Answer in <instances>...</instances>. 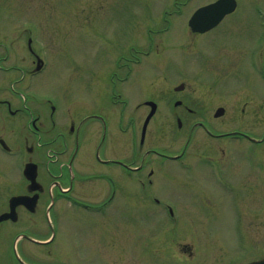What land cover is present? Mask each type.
Here are the masks:
<instances>
[{
	"label": "rangeland",
	"instance_id": "rangeland-1",
	"mask_svg": "<svg viewBox=\"0 0 264 264\" xmlns=\"http://www.w3.org/2000/svg\"><path fill=\"white\" fill-rule=\"evenodd\" d=\"M207 1L211 0H0V38L11 29L31 27L45 35L52 49L50 65L32 82L33 89L40 98H64L71 114L97 110L108 116L116 134L107 154L112 149L114 157L123 158L132 155L134 148L143 154L151 147L178 152L188 140L187 165L169 167L166 172L173 173L172 177L155 176L148 195L130 191L138 184L119 173L113 224L108 223L111 208L104 216L86 211L83 223L79 210H69L66 221L56 228L55 261L66 257L67 264H173V255L183 246L195 252L191 264H246L264 258V146L215 148L201 130L188 139L189 126L183 124L176 133L175 122L170 126L167 117L157 112L140 148L147 110L136 105L157 99L165 86L159 64L151 67L153 60L160 63V56L143 59V65L124 86L130 111L121 126H114L117 112L111 104L110 81L117 52L128 43L147 49V34H153L149 31L167 27L163 32L166 49L169 45L183 48L170 52L176 62L172 69L186 76L185 85L192 87L196 55L187 23L194 8ZM238 2L236 12L213 32L216 36L231 32V23L248 17L250 4L257 3L264 18V0ZM165 15L166 23L162 21ZM154 38L158 43L160 36ZM206 38L207 42H203L204 37L198 40L205 45H210L208 40L213 43L209 35ZM225 43L231 46L228 40ZM262 114L264 118V110ZM128 115H133L134 126L121 132L120 128H127ZM238 119L230 123H239ZM202 157H225V174L215 172V167L207 168ZM200 158L201 163L196 164ZM89 184L88 201L97 203L105 198L95 183ZM102 185L108 186L105 182ZM164 204L169 205L175 220L159 206ZM39 256H44L41 250ZM175 261L186 264L181 259Z\"/></svg>",
	"mask_w": 264,
	"mask_h": 264
},
{
	"label": "flooded vegetation",
	"instance_id": "flooded-vegetation-1",
	"mask_svg": "<svg viewBox=\"0 0 264 264\" xmlns=\"http://www.w3.org/2000/svg\"><path fill=\"white\" fill-rule=\"evenodd\" d=\"M213 1L195 7L192 13ZM236 4L235 11L213 28L190 33V45L196 55L190 88L185 85L187 77L172 69L176 62L170 52H181L183 48L169 45L170 49H166L163 38L166 28L147 34L150 36L147 49L128 43L126 49L117 52L110 81L114 95L111 104L117 112L116 128L130 111L124 86L143 65V59L160 56V63L153 60L151 67L159 64L165 86L157 99L142 101L136 105L137 109H146L147 116L151 110L147 103L152 101L155 112L151 119L160 112L170 126L175 122L176 133L183 124L189 126L188 139L199 129L215 148L225 149L232 144L264 146V18L259 14L260 6L250 4L248 17L231 23V32L217 36L213 33L236 12L238 0ZM162 21L166 23L167 19ZM157 35L160 38L155 43ZM207 35L213 43L211 40L210 45L200 43L198 38L204 37L203 42H207ZM1 36L0 264H67L66 257L55 261V235L69 210H79L83 223L86 211L104 216L111 208L108 223L113 224L119 173L138 184L130 191L148 195L155 176L172 177L173 173L166 172L169 167L187 165L184 159L188 140L178 152L151 147L143 154L134 148L132 155L123 158L114 157L112 149L107 154L108 144L113 143L116 134L108 116L97 110L71 114L64 98L55 100L49 95L40 98L33 89L32 82L50 65L51 47L45 35L31 27H21ZM128 116L127 128H120L121 132L134 126L133 115ZM236 117L239 123L231 124ZM202 158L207 168L215 167V172L224 173L225 157ZM102 182L108 186L103 187ZM88 183L92 186L95 183L105 198L97 203L88 201ZM159 206L167 209L175 220L169 205ZM194 255L189 246H183L173 255V264H179L176 259L191 264Z\"/></svg>",
	"mask_w": 264,
	"mask_h": 264
},
{
	"label": "water",
	"instance_id": "water-1",
	"mask_svg": "<svg viewBox=\"0 0 264 264\" xmlns=\"http://www.w3.org/2000/svg\"><path fill=\"white\" fill-rule=\"evenodd\" d=\"M235 0H217L207 6L200 8L189 20L188 24L192 31L202 32L213 26H215L226 14L232 12L235 9ZM182 87H179L181 89ZM152 109L147 116L143 128H142V138L144 139L146 132V126L155 112V104L149 103ZM248 264H264V258L255 262Z\"/></svg>",
	"mask_w": 264,
	"mask_h": 264
}]
</instances>
